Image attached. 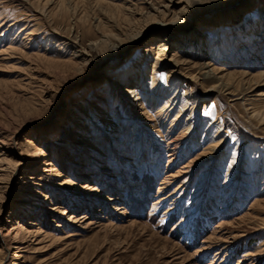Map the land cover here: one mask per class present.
<instances>
[{
	"label": "rangeland",
	"instance_id": "obj_1",
	"mask_svg": "<svg viewBox=\"0 0 264 264\" xmlns=\"http://www.w3.org/2000/svg\"><path fill=\"white\" fill-rule=\"evenodd\" d=\"M181 1L0 0V264H264V0Z\"/></svg>",
	"mask_w": 264,
	"mask_h": 264
},
{
	"label": "bare ground",
	"instance_id": "obj_2",
	"mask_svg": "<svg viewBox=\"0 0 264 264\" xmlns=\"http://www.w3.org/2000/svg\"><path fill=\"white\" fill-rule=\"evenodd\" d=\"M179 3H184V5L187 6L189 1L188 0H182ZM183 8L176 15H174L172 20H170L168 23H164L163 24V23H159L157 21H151V24H157L160 27H164L166 29H169L172 33H175V34H180L183 30L187 31L188 29H190V25H187L185 23V20L187 18H186V15L183 14L185 12V10H184L185 8L184 9ZM195 33L198 34L199 32L198 31H194V34ZM162 51L163 50H160L161 55L158 56L156 61H160V57L163 56ZM116 54H119V51H117ZM197 58H200V60H201L202 57H201L200 53L197 55ZM200 66H201V70H204V69L207 68L206 65L205 66L204 65H200ZM153 67H154L153 71L155 72L158 69V66H156V64H154ZM179 67H180V64H178L176 61L173 60L172 67L168 70V75L171 76L174 73L179 72ZM203 76H204V79H206V80L210 78L207 73L203 74ZM190 81L195 82L193 79H191ZM131 93H133V92H130V94ZM192 127L193 126L190 125L188 129L190 130ZM216 137L218 139V136H216ZM0 144L3 145V141L2 140L0 141ZM169 144L173 146L172 147L173 151H175L177 149L176 148V146L178 145L177 144V139H174V140L170 141ZM6 145H4V146H6ZM11 149L14 150V148H12V147H11ZM1 150H0V157L5 158V160L7 159L6 157H10L12 155V152H5L6 150H4L2 148H1ZM17 155L18 154L15 153V161L17 160L16 161V167L21 165V166H24L26 169H35L38 166V164H39L38 163L39 162V156H36V155L20 156V155H18V157H17ZM11 157H13V155ZM44 164L45 163L43 162L42 165H44ZM4 223H6L5 224V228H0V243L2 245L6 246L8 248V250L9 249H14V250L16 249V250L20 251L21 248L19 246H15V243H14V245L11 244V243L15 242V237L17 236V235H15V225L13 223L8 224L9 222H7L5 220H4Z\"/></svg>",
	"mask_w": 264,
	"mask_h": 264
}]
</instances>
